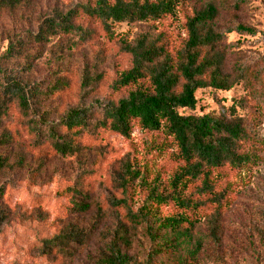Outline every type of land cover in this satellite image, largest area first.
<instances>
[{
    "label": "trees",
    "instance_id": "obj_1",
    "mask_svg": "<svg viewBox=\"0 0 264 264\" xmlns=\"http://www.w3.org/2000/svg\"><path fill=\"white\" fill-rule=\"evenodd\" d=\"M30 1L0 0V13L15 12ZM184 1L96 0L81 3L67 14L42 19L34 32L10 39L6 51L0 55V180L10 173L30 169L24 133L31 138L34 148L50 144L60 158L76 161L83 172L80 178L90 173L85 165L90 148L81 140L91 129L107 130L128 139L137 125L147 132L163 131L177 148V157L184 165L170 181L169 191L163 189L160 192L158 187H153L148 197L149 205L138 211L132 210L127 196L141 178L139 170L130 163L122 164L114 180L122 197L111 198L109 206L114 210H124L125 214L119 218L97 264H154L160 256L188 242L194 228L192 222L178 215L157 218L152 205L173 203L182 210L204 207L206 202L193 200L196 195L208 197L207 203L214 205L207 220L208 237L214 244H220L221 207L225 194L215 190L210 175L212 170L224 167L239 170L249 162L244 148L250 134L244 115H241L246 108V98L234 100L223 116H200L182 111L196 110L200 92L229 93L242 83L250 84L251 90L260 92L264 100V54L248 58L238 55L231 64L232 46L225 44L226 35L233 32L254 35L255 31L243 24L220 28V6L225 5L226 0H206V6L187 18L184 25L186 38L175 54L169 52V46L162 37L149 32L138 34L132 42L118 41L120 51L130 57V67L113 85L115 92L127 91L118 100L71 107L57 124L51 125L45 104L60 93L66 83L56 78L51 86L43 87L31 77L47 55L51 56L54 64L61 60L58 54L61 51H54L52 47L58 37H75L74 46L90 39L93 35L90 28L77 23L81 16L99 22L106 36L113 41L116 40V26L157 23L175 16L179 4ZM244 3L245 0H234L230 7L239 12ZM60 45L57 44V49ZM95 81L96 75L89 68L82 71L81 89L84 94L88 95ZM14 116L22 120L16 131L9 128ZM196 181L201 182L200 187L188 194L189 186ZM79 182L72 188L74 211L80 215L94 211L97 218L102 219L104 211L100 204L93 200L91 194L81 190ZM3 195L4 188L0 184V199ZM4 217L0 209V223ZM148 218L157 219L150 225ZM142 222L153 245L148 252L151 263L141 262L126 252L132 245L135 225ZM86 233L72 226L66 234L46 240L44 250L50 254L53 248L64 244L76 245L79 238L87 237ZM199 249L200 245L190 255H197ZM182 262L187 264L188 261Z\"/></svg>",
    "mask_w": 264,
    "mask_h": 264
},
{
    "label": "rangeland",
    "instance_id": "obj_2",
    "mask_svg": "<svg viewBox=\"0 0 264 264\" xmlns=\"http://www.w3.org/2000/svg\"><path fill=\"white\" fill-rule=\"evenodd\" d=\"M89 1L96 0H31L15 12L0 13V55L6 51L10 39L34 32L42 19L67 14L78 4ZM233 2L226 0V4L220 6L218 26L226 29L243 24L255 34L226 35L225 44L232 46L231 64L238 55L248 58L264 54V0H245L239 12L230 7ZM206 4V0H185L179 4L175 16L157 23L118 25L114 28L116 40L113 41L99 22L81 16L77 23L90 28L93 32L90 39L74 46L75 37H58L52 47L54 51H61L58 53L61 60L54 64L47 55L31 77L43 87L51 86L56 78L66 83V87L45 104L48 122L57 124L71 107L93 106L97 101L109 102L126 95L127 91L115 92L113 88L119 75L130 67V57L120 51L118 41L132 42L138 34L149 32L162 37L169 52L175 54L186 38L187 18ZM57 44H61L59 49ZM88 68L95 73L96 81L86 95L81 89V75ZM251 89L250 84L242 83L229 93L203 91L197 95L199 103L195 111H182L200 116H223L234 100L245 97L246 108L241 115L250 134L244 148L249 162L239 170L224 167L211 171L210 181L215 190L225 194L219 245L208 237L207 220L214 210V205L207 203L208 197H193L194 201L206 202L199 209L182 210L173 203L152 205L157 218L184 216L194 225L188 242L160 256L154 264H182L184 260L187 264H264V100L260 92ZM13 119L9 128L16 131L22 120L17 116ZM23 136L28 146L30 169L10 173L0 180L4 188L0 209L5 215L0 223V264H97L119 218L125 214L124 210L109 206L111 198L122 197L114 183L122 164L130 163L141 176L127 196L133 211L148 204L153 187L168 192L170 181L184 165L177 157L172 138L163 131L147 132L135 125L130 138L126 139L107 130L91 129L81 140L90 148L89 153L86 151L85 163L90 173L80 178L83 172L76 161L60 158L50 144L34 148L31 138L25 133ZM78 180L81 190L100 204L104 211L102 219H98L94 211L87 215L74 211L72 188ZM200 184V181L192 183L187 193H194ZM157 218H148L149 224L153 225ZM72 226L87 232V237L79 238L76 245L68 243L53 248L47 254L46 240L66 234ZM135 228L132 245L126 252L141 262L151 263L148 252L153 245L145 234V224L139 223ZM199 245V253L190 255Z\"/></svg>",
    "mask_w": 264,
    "mask_h": 264
}]
</instances>
